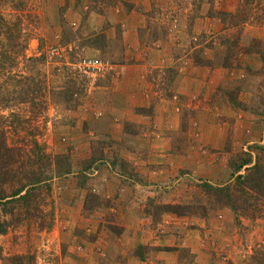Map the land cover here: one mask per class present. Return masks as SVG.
I'll list each match as a JSON object with an SVG mask.
<instances>
[{
    "label": "rangeland",
    "instance_id": "1",
    "mask_svg": "<svg viewBox=\"0 0 264 264\" xmlns=\"http://www.w3.org/2000/svg\"><path fill=\"white\" fill-rule=\"evenodd\" d=\"M23 9L0 5L38 60L16 58L10 71L42 75L54 91L30 128L71 172L28 205L0 207V264H264V207L234 210L209 188L234 184L228 159L264 142V0ZM15 41L0 37V50ZM127 180L132 202L118 192Z\"/></svg>",
    "mask_w": 264,
    "mask_h": 264
},
{
    "label": "trees",
    "instance_id": "2",
    "mask_svg": "<svg viewBox=\"0 0 264 264\" xmlns=\"http://www.w3.org/2000/svg\"><path fill=\"white\" fill-rule=\"evenodd\" d=\"M7 3L18 10H24V0H0V5ZM19 22L20 18L4 16L0 12V37L4 36L10 42L16 40L9 48L0 50V207L2 210L12 202L26 204L34 190L41 186L45 187L46 182L53 177L71 172L70 164L66 162L64 164V161L68 160L67 156L45 153L44 147L35 138L34 130L30 128V126L36 127L35 119L43 113L47 98L54 91H50L51 87H48L42 75L10 71L16 66L14 62L16 58L32 64L38 60L25 55L26 41H19L21 37ZM19 105L20 108L26 105L29 116H24L27 112L23 114L15 110ZM251 148L254 150L238 153L228 159L230 177H233L234 184L220 187L211 185L209 188L213 192L214 201L220 205H230L234 210L238 207L253 213V210L262 212L264 207V142ZM234 192L241 195L237 196ZM174 207L177 206L164 205L163 212L180 214V211ZM6 227L8 223L0 222V233L5 232Z\"/></svg>",
    "mask_w": 264,
    "mask_h": 264
},
{
    "label": "crops",
    "instance_id": "3",
    "mask_svg": "<svg viewBox=\"0 0 264 264\" xmlns=\"http://www.w3.org/2000/svg\"><path fill=\"white\" fill-rule=\"evenodd\" d=\"M126 182L125 183L123 182L122 188H120L118 190V192H121L122 193V192L127 191L129 193L128 196L130 197L129 202H132L133 199L135 198L134 196H135V192H136L135 190H136V185L137 184H135L134 182L129 181V180H127ZM134 242L138 243L139 241L134 240Z\"/></svg>",
    "mask_w": 264,
    "mask_h": 264
},
{
    "label": "built area",
    "instance_id": "4",
    "mask_svg": "<svg viewBox=\"0 0 264 264\" xmlns=\"http://www.w3.org/2000/svg\"><path fill=\"white\" fill-rule=\"evenodd\" d=\"M83 63H84V66L87 68V71L91 74L95 73L96 71H101L102 67L100 66L99 61H95V60L92 61L90 59L88 60L84 59Z\"/></svg>",
    "mask_w": 264,
    "mask_h": 264
}]
</instances>
